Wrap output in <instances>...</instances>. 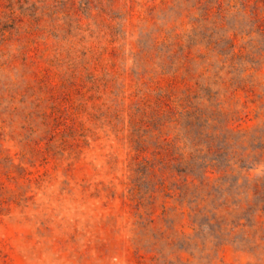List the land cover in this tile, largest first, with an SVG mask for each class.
<instances>
[{
  "label": "rangeland",
  "instance_id": "1",
  "mask_svg": "<svg viewBox=\"0 0 264 264\" xmlns=\"http://www.w3.org/2000/svg\"><path fill=\"white\" fill-rule=\"evenodd\" d=\"M0 264H264V0H0Z\"/></svg>",
  "mask_w": 264,
  "mask_h": 264
}]
</instances>
